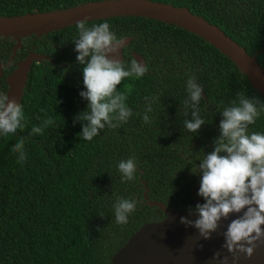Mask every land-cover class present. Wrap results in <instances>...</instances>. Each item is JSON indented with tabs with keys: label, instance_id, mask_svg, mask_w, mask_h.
I'll list each match as a JSON object with an SVG mask.
<instances>
[{
	"label": "trees",
	"instance_id": "1",
	"mask_svg": "<svg viewBox=\"0 0 264 264\" xmlns=\"http://www.w3.org/2000/svg\"><path fill=\"white\" fill-rule=\"evenodd\" d=\"M103 0H0V18L71 9ZM184 8L215 26L253 56L264 73V0H147ZM108 22L118 38L129 37L122 50L125 64L139 55L147 73L125 78L119 91L131 87L126 101L133 115L119 127H105L91 141L80 136L77 114L87 110L82 65L73 40L76 24L16 41L0 36V92L6 77L29 54L22 93L26 126L0 135V264H112L118 250L141 226L164 218L166 210L189 211L204 203L198 196L196 164L214 150L220 113L237 93L264 102L247 75L203 38L178 26L136 16H113L87 21ZM122 61V62H123ZM195 76L203 87L200 115L205 125L189 133L183 101L187 80ZM145 97H149L145 101ZM150 123L142 119L145 109ZM43 109V111H41ZM47 118L53 123L43 134L31 128ZM264 133V112L249 132ZM25 137L27 159L17 162L12 151ZM136 161L135 179L124 180L121 160ZM195 173H193L192 172ZM132 199L136 210L126 224H117V199Z\"/></svg>",
	"mask_w": 264,
	"mask_h": 264
},
{
	"label": "clouds",
	"instance_id": "2",
	"mask_svg": "<svg viewBox=\"0 0 264 264\" xmlns=\"http://www.w3.org/2000/svg\"><path fill=\"white\" fill-rule=\"evenodd\" d=\"M75 26L78 38L72 42L77 53L76 60L83 66V85L86 89L79 95L88 102V106L86 111L74 117V121L82 124L80 136L91 141L106 126L119 127L133 115L126 103L131 87L125 85L126 91H119L118 86L125 78L143 77L148 67L135 58L127 65L114 58L124 47L125 40L110 30L108 22L89 27L87 21H78ZM186 90L183 107L185 115L188 110L191 111V119L184 120L183 124L189 133H198L205 125L200 115L204 90L195 76L187 80ZM149 99L145 97V101ZM151 111V104H148L142 117L145 123H150L148 113ZM262 112L264 102L249 98L243 91L237 93V99L232 101L231 106L224 107L220 113V134L213 140L214 150L204 153L196 164L200 176L197 194L204 203H198L189 210L190 215L198 217L196 220L181 217L180 221L197 229L204 239H210L222 220L236 214L222 233L225 241L222 247L232 254L234 261L239 260L241 255L250 259L258 243L264 242V133L249 132V126L255 124ZM52 123V118L43 120L39 126L31 128L30 135H42ZM25 126L22 104L0 92V135L15 134ZM12 151L18 154V163L22 164L27 159L25 137H19ZM118 170L124 180H134L136 161L131 158L121 160ZM136 207L135 200L118 198L114 205L116 223L126 224L129 214ZM213 259H220V253L217 252ZM227 260V256L223 257L222 264H227Z\"/></svg>",
	"mask_w": 264,
	"mask_h": 264
},
{
	"label": "water",
	"instance_id": "3",
	"mask_svg": "<svg viewBox=\"0 0 264 264\" xmlns=\"http://www.w3.org/2000/svg\"><path fill=\"white\" fill-rule=\"evenodd\" d=\"M113 16H136L158 20L178 26L191 32L219 50L228 57L252 83L253 88L264 97V73L253 56H249L243 48L225 36L215 26L201 18L192 15L184 8L150 2L147 0H103L90 2L71 9L48 13H33L20 17L0 18V36H11L16 41L12 52L19 47V37L29 34L39 35L51 30L76 24L78 21H89ZM126 47L129 37H123ZM123 47V48H124ZM114 58L123 61L122 50ZM132 59L144 63L137 54L131 53ZM38 55L29 54L23 61L17 63L6 77L9 99L19 100L24 86L31 59H39ZM3 67L0 64V77ZM200 204H203L200 202ZM164 212V218L158 222L141 226L118 250L112 264H222L227 256V264H264V242L258 243L254 255L248 259L243 255L234 261L232 254L222 247L223 232L236 214L228 220H222L216 232L210 239H204L197 229L182 224L181 217L196 220V215L189 211L166 210L163 206L153 203ZM220 253V259L215 260V254Z\"/></svg>",
	"mask_w": 264,
	"mask_h": 264
}]
</instances>
